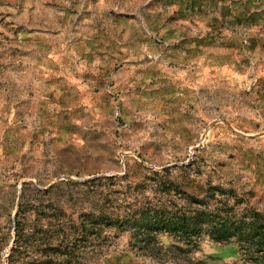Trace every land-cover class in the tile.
<instances>
[{
	"label": "rangeland",
	"instance_id": "obj_1",
	"mask_svg": "<svg viewBox=\"0 0 264 264\" xmlns=\"http://www.w3.org/2000/svg\"><path fill=\"white\" fill-rule=\"evenodd\" d=\"M0 264H264V0H0Z\"/></svg>",
	"mask_w": 264,
	"mask_h": 264
}]
</instances>
